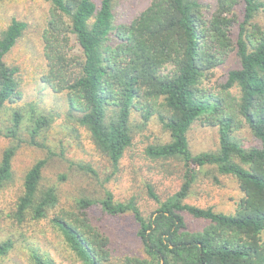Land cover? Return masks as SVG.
I'll return each mask as SVG.
<instances>
[{"label":"trees","instance_id":"16d2710c","mask_svg":"<svg viewBox=\"0 0 264 264\" xmlns=\"http://www.w3.org/2000/svg\"><path fill=\"white\" fill-rule=\"evenodd\" d=\"M47 1L42 33L46 72L41 79L65 94L66 117L88 132L112 172L98 181L91 158L67 159L70 167L95 177L99 192L76 196L64 207L58 184L43 178L48 159L62 158L64 150L55 152L36 139L52 117L31 107L26 140L18 138L24 114L14 109L4 135L17 142L1 154L0 192L12 179V162L22 142L45 148L47 154L25 171L12 218L19 223L48 219L64 247L82 264H264V17L256 19L264 14V1L151 0L139 15L122 23L117 21L114 0H100L98 5L94 0ZM239 2L240 16L233 8ZM233 23L237 29L231 35ZM26 27L13 18L0 31V110L21 96L18 67L8 65L4 56ZM72 37L78 56L70 52ZM230 56L234 59L226 64ZM220 66L226 67L223 79L212 81ZM153 118L166 138L147 143L142 155L179 161L181 183L162 199L155 184L145 182L142 193L156 203L146 211L140 193L119 199L110 179L118 173L121 158L133 152L134 136ZM196 121L217 127V150L191 153L187 133ZM69 129L75 132L77 127ZM243 129L255 144L245 147L236 139L234 132ZM160 166L162 174L169 173L167 165ZM206 166L236 180L243 197L233 213L186 202L197 173ZM183 212L207 224L188 230ZM126 213L136 222L134 235L143 255L114 262L110 240L94 220ZM11 248L10 239L0 242V259ZM31 258L33 264H55L48 255L32 252Z\"/></svg>","mask_w":264,"mask_h":264},{"label":"rangeland","instance_id":"374dc122","mask_svg":"<svg viewBox=\"0 0 264 264\" xmlns=\"http://www.w3.org/2000/svg\"><path fill=\"white\" fill-rule=\"evenodd\" d=\"M98 5L100 0H94ZM208 1V0H207ZM264 1V0H262ZM151 3V0H114L113 8L118 23L126 22L139 15ZM50 3L47 0H6L0 2V31L14 18L27 24L23 35L4 56L8 65L18 67V88L21 96L14 102H6L0 110V157L3 150L16 143L17 139H11L4 135L5 129L11 124V115L14 109L24 114L22 128L18 138L28 139L25 126L31 123L29 119L30 108L36 113L52 117L53 121L37 136L46 146L59 152L62 147L63 157H51L44 169V182L55 181L59 186V196L64 207L72 204L74 197L84 194H96L99 192L97 181L112 172L111 164L106 155L98 152L90 141L86 130L76 126L66 117V98L62 92L53 91L41 76L46 72V61L43 56L42 33L47 24ZM235 14L242 9L241 3L233 6ZM212 12V11H211ZM263 13L256 16L261 21ZM236 23L231 27V35L236 32ZM70 52L78 56V46L71 38ZM229 57L226 64L233 61ZM225 66L218 67L212 81L223 79ZM135 123L140 121L137 114L132 113ZM74 125L75 132L68 128ZM135 137L133 152H127L120 161V169L110 180V186L119 199H125L134 193L139 196L146 211L156 207V203L149 197H145L142 190L145 182H153L158 195L163 199L168 194L176 191L181 183L179 172L180 162L170 160L160 162L146 158L142 155V149L147 143L159 142L166 138L160 124L153 118ZM189 149L192 154L203 151H215L219 147L217 127L202 125L194 122L187 133ZM237 140L245 147L255 144L254 138L243 129L234 132ZM45 148H37L35 145L22 142L18 147L12 162V179L0 192V242L10 239L12 248L0 259V264H33L32 252L48 255L55 264H82L74 255L66 249L58 232L52 228L48 219L40 221L17 222L11 212L15 206L18 193L22 190V177L29 166L38 158L45 156ZM47 154V153H46ZM91 158L93 168L98 172V178L83 175L76 167H70L67 159L74 162H87ZM167 165L169 173L162 174L160 165ZM61 174L65 175L60 179ZM115 177H118L115 179ZM131 177V178H130ZM42 182L44 185H46ZM143 188V189H142ZM145 192V189L143 190ZM243 197L238 184L233 176L223 175L213 166H206L197 173V178L186 197V202L200 207H211L216 212L226 214L233 213L237 202ZM183 217L188 230L196 231L203 228L207 221L194 218L186 212ZM94 220V219H93ZM94 224L108 236L109 248L112 251V261L117 262L125 256H142V246L134 235L136 222L130 213L118 216H100L94 220ZM264 237V234H263Z\"/></svg>","mask_w":264,"mask_h":264}]
</instances>
